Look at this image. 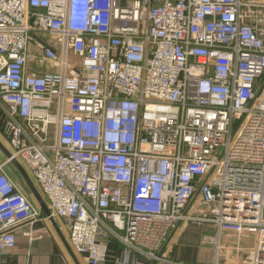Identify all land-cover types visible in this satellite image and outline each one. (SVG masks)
Wrapping results in <instances>:
<instances>
[{"label":"built area","instance_id":"1","mask_svg":"<svg viewBox=\"0 0 264 264\" xmlns=\"http://www.w3.org/2000/svg\"><path fill=\"white\" fill-rule=\"evenodd\" d=\"M0 132V257L65 220L88 264L112 241L181 264L161 249L187 225L215 228L211 264L224 235L264 264V0H0Z\"/></svg>","mask_w":264,"mask_h":264},{"label":"crops","instance_id":"2","mask_svg":"<svg viewBox=\"0 0 264 264\" xmlns=\"http://www.w3.org/2000/svg\"><path fill=\"white\" fill-rule=\"evenodd\" d=\"M14 173L15 176H12L23 183L15 171ZM33 203L36 205L34 200ZM68 227L69 224L65 220L36 222L20 226L15 232L16 244L14 248L7 256L0 257V264H88L82 256L74 254V258H72L69 255L66 249ZM27 234H31V236L42 234L43 237L30 240L31 238L29 239ZM215 235L216 230L211 225L202 229L193 225L183 226L171 235L168 242L162 247L161 253L169 261L181 264H211L214 258V248L205 244V240H209ZM222 241L229 250L226 256L228 264H243L245 249L251 248L253 245L251 239L244 237L239 239L224 235ZM236 245L238 249H236ZM121 252V244L112 241L108 245L107 258L103 264H122L124 259ZM124 261L127 262V260ZM129 264L153 263L141 256L132 255Z\"/></svg>","mask_w":264,"mask_h":264},{"label":"water","instance_id":"3","mask_svg":"<svg viewBox=\"0 0 264 264\" xmlns=\"http://www.w3.org/2000/svg\"><path fill=\"white\" fill-rule=\"evenodd\" d=\"M0 154L5 158V159H10L11 158V153L1 144L0 142ZM11 166L12 168L18 173L17 175L21 178L24 186L26 187L28 193L31 195L33 198L34 202L38 206L39 210L45 217L50 216V212L42 199L40 193L38 192L37 188L35 187L32 179L26 172V170L23 168V166L16 160L12 159L11 160ZM52 221V220H51ZM66 249L69 253V255L74 258V253L71 251L69 246L66 244Z\"/></svg>","mask_w":264,"mask_h":264},{"label":"rangeland","instance_id":"4","mask_svg":"<svg viewBox=\"0 0 264 264\" xmlns=\"http://www.w3.org/2000/svg\"><path fill=\"white\" fill-rule=\"evenodd\" d=\"M0 142H1V144L9 151V152H11V150H12V148H11V146H10V144H9V142H8V140H7V138H5L4 137V135L0 132ZM50 144H51V142H50ZM2 161H4V158H3V156L0 154V162H2ZM14 169L11 167V166H7L6 167V171H8V173L10 174V175H13V176H15V173H14V171H13ZM18 174V173H17ZM19 177V176H18ZM20 178V177H19ZM20 180V179H19ZM34 183V182H33ZM27 197H28V199L33 203V199H32V197H31V195L30 194H28L27 193ZM42 197V196H41ZM43 198V197H42ZM211 208H213V204H210L209 205ZM197 228V227H196ZM200 229V228H199ZM202 229V228H201Z\"/></svg>","mask_w":264,"mask_h":264}]
</instances>
